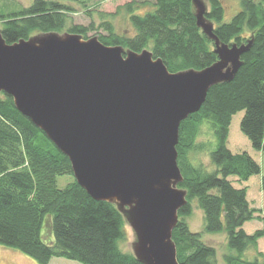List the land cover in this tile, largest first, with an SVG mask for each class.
I'll return each mask as SVG.
<instances>
[{
	"label": "trees",
	"instance_id": "16d2710c",
	"mask_svg": "<svg viewBox=\"0 0 264 264\" xmlns=\"http://www.w3.org/2000/svg\"><path fill=\"white\" fill-rule=\"evenodd\" d=\"M208 1L206 18L214 23L221 43L252 44L235 77L211 87L201 109L181 123L177 150L184 179L178 187L187 191V203L178 211L173 241L179 264H217L216 247L203 237L225 232L229 248L225 264H264V253L256 249L264 229L254 234L244 229L254 218L264 220L262 211L251 207L245 187L238 188L229 179L247 181L261 167L248 152L233 153L228 147L233 116L244 111L241 130L252 147L264 153V0H239L237 13L228 22L223 1ZM154 5L155 11L143 14L135 0L119 7L118 12L124 10L128 16L132 34L117 32L110 18L116 13H102L97 28L69 25L67 14L73 9L59 0H34L18 11L0 13V29L11 44L35 32L65 29L88 39V33L99 28L103 44L138 53L147 49L174 73L202 70L218 60L214 40L197 25L192 0H156ZM206 122H211L213 140L198 143ZM205 149L214 170L196 166L189 158L194 150ZM62 175L74 178L64 188L58 186ZM193 202L204 212L203 231H193L187 222ZM46 224L51 230L48 239ZM127 224L115 203L95 200L79 185L69 157L17 109L11 95L0 91V245L41 264L55 257L82 264H143L121 247Z\"/></svg>",
	"mask_w": 264,
	"mask_h": 264
},
{
	"label": "water",
	"instance_id": "95a60500",
	"mask_svg": "<svg viewBox=\"0 0 264 264\" xmlns=\"http://www.w3.org/2000/svg\"><path fill=\"white\" fill-rule=\"evenodd\" d=\"M192 2L218 55L202 70L170 72L147 49L125 51L74 33L10 44L0 29V91L69 157L92 198L117 205L143 264H179L173 230L187 203V191L178 187L180 126L211 87L235 77L252 44L221 43L206 2Z\"/></svg>",
	"mask_w": 264,
	"mask_h": 264
},
{
	"label": "rangeland",
	"instance_id": "374dc122",
	"mask_svg": "<svg viewBox=\"0 0 264 264\" xmlns=\"http://www.w3.org/2000/svg\"><path fill=\"white\" fill-rule=\"evenodd\" d=\"M34 0H0V13L8 14L18 11L24 7H28ZM73 10L68 15V24L76 23L82 25L94 24L95 27H99L102 22V13L113 14L110 17L114 22L117 32L119 33H134V29L129 22L128 16L124 10L119 11V7L125 5L132 0H59ZM140 5L138 9L139 13L153 12L156 9V0H135ZM207 4V9L210 10V3L208 0H204ZM225 6V22H228L237 13L239 9V0H222ZM0 28L2 23L0 22ZM103 30L96 29L88 33L89 38L98 37L97 35L102 33ZM61 35L69 33L66 29L58 32ZM42 33L35 32L32 36ZM82 36V35H81ZM88 38V39H89ZM82 39L86 40L83 36ZM125 51L128 49L124 48ZM244 116V111H240L233 116L230 126V135L228 139V147L233 153L248 152L252 158L260 165L261 172L259 174L252 175L247 181H239L238 176H231L229 179L236 187H245L247 189V197L251 207L260 209L262 216L264 217V189L262 186V180L264 178V153L255 150L248 137L242 132L240 124ZM201 128L200 135L197 139L198 143H203L212 139L210 129V123L206 122ZM209 128V129H208ZM215 147L212 149L214 150ZM190 160L196 165H202L209 170H214L215 166L211 163L208 150H194L189 154ZM74 178L69 175H62L58 177V186L64 188ZM187 222L190 228L197 232L204 230V212L199 209L195 202H193V213L187 218ZM244 229L248 234H254L257 230L264 229V220L260 218H254L244 224ZM44 236L46 239L51 237V230L48 224L45 226ZM204 240L207 243L212 244L217 249V264H225L224 255L228 253L227 246V234L220 232L216 234L205 233ZM136 235L133 229L127 224V237L121 243V247L124 251L133 252V244L136 241ZM257 250L264 253V237L258 240ZM255 249V251H257ZM253 250L248 251L251 255ZM0 264H41L31 256L21 252L18 249L6 247L0 245ZM49 264H82L75 260L66 258L55 257Z\"/></svg>",
	"mask_w": 264,
	"mask_h": 264
}]
</instances>
